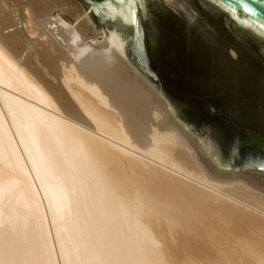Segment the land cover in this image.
<instances>
[{
    "label": "bare ground",
    "instance_id": "bare-ground-1",
    "mask_svg": "<svg viewBox=\"0 0 264 264\" xmlns=\"http://www.w3.org/2000/svg\"><path fill=\"white\" fill-rule=\"evenodd\" d=\"M99 35L74 0H0V264H264L259 179L215 173Z\"/></svg>",
    "mask_w": 264,
    "mask_h": 264
},
{
    "label": "water",
    "instance_id": "water-1",
    "mask_svg": "<svg viewBox=\"0 0 264 264\" xmlns=\"http://www.w3.org/2000/svg\"><path fill=\"white\" fill-rule=\"evenodd\" d=\"M118 31L211 169L264 182V0H80Z\"/></svg>",
    "mask_w": 264,
    "mask_h": 264
},
{
    "label": "rangeland",
    "instance_id": "rangeland-1",
    "mask_svg": "<svg viewBox=\"0 0 264 264\" xmlns=\"http://www.w3.org/2000/svg\"><path fill=\"white\" fill-rule=\"evenodd\" d=\"M77 4H79V5H81V6H83V4L80 2V0H74ZM91 19H92V17H91ZM92 21H93V23H94V25L97 27V29H98V31H100L99 30V28H98V26L96 25V23L94 22V20L92 19ZM129 57V56H128ZM143 74V73H142ZM144 75V74H143ZM145 76V75H144ZM146 77V76H145ZM147 78V77H146ZM155 86V85H154ZM156 87V86H155ZM157 88V87H156ZM158 89V88H157ZM159 90V89H158ZM260 182L264 185V182L263 181H261V180H259L258 181V183H257V186L259 187V188H261V189H263L264 190V186L262 185V184H260ZM263 186V187H262ZM248 211H250L249 209H248Z\"/></svg>",
    "mask_w": 264,
    "mask_h": 264
}]
</instances>
